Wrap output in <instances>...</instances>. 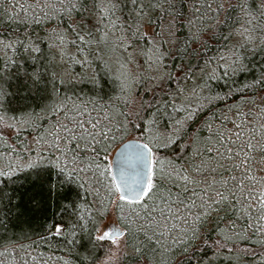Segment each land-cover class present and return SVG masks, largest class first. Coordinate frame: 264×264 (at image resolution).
Wrapping results in <instances>:
<instances>
[{
	"label": "snow or ice",
	"instance_id": "snow-or-ice-1",
	"mask_svg": "<svg viewBox=\"0 0 264 264\" xmlns=\"http://www.w3.org/2000/svg\"><path fill=\"white\" fill-rule=\"evenodd\" d=\"M0 9V176L72 193L0 264H264V0Z\"/></svg>",
	"mask_w": 264,
	"mask_h": 264
},
{
	"label": "trees",
	"instance_id": "trees-1",
	"mask_svg": "<svg viewBox=\"0 0 264 264\" xmlns=\"http://www.w3.org/2000/svg\"><path fill=\"white\" fill-rule=\"evenodd\" d=\"M184 2L187 3V0H184ZM11 27L12 29L17 28L16 26ZM176 30L177 35L183 36L185 34V29L179 23L176 26ZM171 47L172 45L169 44V48ZM96 63L99 67L98 62ZM73 68L77 73L81 71L80 66L74 65ZM12 71H15V68ZM88 71L91 73L93 70L89 68ZM99 78L103 85L102 88L94 89L90 82L79 81L66 85L65 89L73 92H82L85 95H96L98 91L104 99H108L110 82H106L102 72L99 73ZM239 79L243 80L244 76H240ZM214 86H217L218 89L222 88L224 87V82H214ZM0 151H3V149H0ZM58 179L53 172L52 182L57 184V188L49 192L48 185L45 184V204L40 210L33 211L31 198L34 197L39 189L32 182V177L26 176L24 173H18L11 178L0 176V190L6 193L3 205H0V246L7 238L22 242L18 240V237L23 233H28L31 239L35 240V235H32V233L44 235L43 228L47 222L52 219H59L57 214L63 213L62 203L64 197L71 198L72 193L67 190V186L60 188ZM9 206H13L11 214L2 210L7 209ZM37 244L44 251L48 250L47 244H40L39 242ZM60 254L63 255V252ZM221 264H229V261L223 260Z\"/></svg>",
	"mask_w": 264,
	"mask_h": 264
},
{
	"label": "rangeland",
	"instance_id": "rangeland-1",
	"mask_svg": "<svg viewBox=\"0 0 264 264\" xmlns=\"http://www.w3.org/2000/svg\"><path fill=\"white\" fill-rule=\"evenodd\" d=\"M20 2H23V0H20ZM0 13H2V9H0ZM0 22H3V23H5V24L8 23L7 21H4V20H3V16H2V14H0ZM11 26L20 27V25L17 24V23H12ZM0 259H5V257H0Z\"/></svg>",
	"mask_w": 264,
	"mask_h": 264
}]
</instances>
